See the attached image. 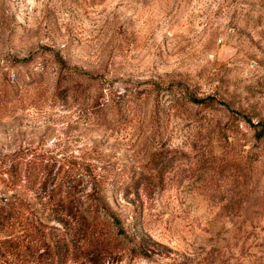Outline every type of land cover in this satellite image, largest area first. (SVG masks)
Instances as JSON below:
<instances>
[{
    "label": "rangeland",
    "instance_id": "374dc122",
    "mask_svg": "<svg viewBox=\"0 0 264 264\" xmlns=\"http://www.w3.org/2000/svg\"><path fill=\"white\" fill-rule=\"evenodd\" d=\"M249 120H264V0H0V171L96 179L128 234L106 264H264ZM25 183L0 176V196L58 223Z\"/></svg>",
    "mask_w": 264,
    "mask_h": 264
},
{
    "label": "trees",
    "instance_id": "16d2710c",
    "mask_svg": "<svg viewBox=\"0 0 264 264\" xmlns=\"http://www.w3.org/2000/svg\"><path fill=\"white\" fill-rule=\"evenodd\" d=\"M64 76L59 82L70 84L71 90L69 82L76 71L69 70V80ZM249 122L256 128L255 136L262 137L264 120ZM10 157L0 155V161L11 162L13 157ZM157 159L152 157L150 168L157 167ZM0 176L9 187L32 182L31 188H35L42 213L47 211L46 214L58 222L48 223L20 194L0 196V233L9 229L0 235V264H106L117 258L122 240L128 234L102 188L97 187L96 179L90 180L88 192L81 186L80 177L68 175L56 182L50 170L33 182L28 169L11 163L0 171ZM128 248L134 253L141 251L134 244Z\"/></svg>",
    "mask_w": 264,
    "mask_h": 264
}]
</instances>
